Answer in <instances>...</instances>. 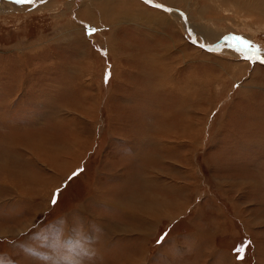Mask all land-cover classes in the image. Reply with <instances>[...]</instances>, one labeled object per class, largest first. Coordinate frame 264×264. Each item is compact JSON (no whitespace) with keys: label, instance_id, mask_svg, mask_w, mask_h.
<instances>
[{"label":"rangeland","instance_id":"1","mask_svg":"<svg viewBox=\"0 0 264 264\" xmlns=\"http://www.w3.org/2000/svg\"><path fill=\"white\" fill-rule=\"evenodd\" d=\"M159 1L0 0V264H264V14Z\"/></svg>","mask_w":264,"mask_h":264},{"label":"bare ground","instance_id":"2","mask_svg":"<svg viewBox=\"0 0 264 264\" xmlns=\"http://www.w3.org/2000/svg\"><path fill=\"white\" fill-rule=\"evenodd\" d=\"M108 1V0H107ZM144 2H146V0H143ZM161 1V0H160ZM159 1V2H160ZM180 2V4H181V6H182V3H183V0H164V1H162L161 3H160V5H163V7L164 8H161L158 12L160 13V14H158L157 13V15H164L165 17H166V15H165V13L168 15V17H171L170 15H175V14H177V15H180L181 17H182V13L180 12V11H178V10H176L175 8H173V7H171V6H174V7H176L175 5H179L178 3ZM236 2L238 3V5H240V6H242V7H244L245 6V8H247V9H249V10H252L253 12H257V13H260V14H264V0H236ZM149 4V3H148ZM151 4H154V2L153 3H151ZM155 5H157V4H155ZM186 4H184L183 6H185ZM167 7V9L165 10V8ZM109 8V7H108ZM178 8V7H177ZM162 9L164 10V11H162ZM178 9H180L181 10V8H178ZM170 10V11H169ZM126 11V10H125ZM130 11V10H129ZM165 11H169V12H165ZM182 11V10H181ZM104 12V11H103ZM153 12V11H152ZM131 13V12H130ZM128 14V15H130L131 17H136L135 16V14H137L136 12H134V13H131V14ZM142 13V12H141ZM146 16H147V13L145 14ZM149 15V14H148ZM172 15V16H173ZM146 16H144V17H140L141 19H145V17ZM155 16V15H154ZM154 16H153V20H151L152 22L154 21V23H155V20H157L159 23L161 22V20H162V17H156L155 16V18H154ZM137 17H139V16H137ZM151 16L149 15V18H150ZM149 18H147V20L149 21ZM174 18V17H173ZM139 20V19H138ZM186 25L188 24V16H186ZM190 20H192V19H190ZM184 23V24H185ZM200 46H202V45H200ZM251 55V54H250ZM260 57V56H259ZM145 59H149V60H151V59H153V57L152 58H145ZM148 60V61H149ZM147 64H150V62H148ZM163 143V142H162ZM157 144V143H156ZM160 145V144H159ZM164 146H166V145H164ZM133 199H135V198H133ZM133 199H131L132 201L130 202L129 201V203H133L134 205H136L137 204V200H133ZM120 205H122V204H120ZM119 205V206H120ZM124 205H125V207L127 206L126 205V203L124 202ZM121 210H122V212L124 211V209L123 208H121V207H119ZM127 209V208H126ZM124 214H125V212H123ZM126 215V214H125ZM128 218H129V216L128 215H126ZM115 228V227H114ZM123 227L122 226H120V225H117V229H118V231H120L121 233H123V234H125V232H127L128 230H125V227H124V229H122ZM113 231H114V229H113ZM129 232V231H128ZM116 234V233H115ZM142 257V256H141ZM113 261V260H112ZM114 262V261H113ZM126 262V261H125Z\"/></svg>","mask_w":264,"mask_h":264},{"label":"crops","instance_id":"3","mask_svg":"<svg viewBox=\"0 0 264 264\" xmlns=\"http://www.w3.org/2000/svg\"><path fill=\"white\" fill-rule=\"evenodd\" d=\"M127 17H129V16H124L123 13H121V14L117 13L115 16H113V14H112V16H110V18L107 20V24H106L108 26V28H106V29L108 31H111V35L113 37H121L119 40L121 43L124 42V39H123L124 35L127 36L129 34L128 30L131 29V25L127 24V22H126ZM257 98L258 97H255L254 99L252 98V100L256 102L255 105L258 106L256 108H261L262 104L264 103V99L261 102L260 100L257 101L256 100ZM249 106L252 107L251 103H249ZM234 112L237 113V111L235 109H234ZM248 131H254V130H252V127H251L248 129Z\"/></svg>","mask_w":264,"mask_h":264},{"label":"snow or ice","instance_id":"4","mask_svg":"<svg viewBox=\"0 0 264 264\" xmlns=\"http://www.w3.org/2000/svg\"><path fill=\"white\" fill-rule=\"evenodd\" d=\"M17 2L23 3V2H25V0H17ZM29 2H32V0H29ZM146 2L149 3V4H151L152 3V0H146ZM156 6L159 7V8H162L163 7V5H159V4L156 5ZM96 31H97V29H95V28H92L91 29V33H95ZM256 59L257 60H260L261 58L258 56V57H256ZM58 193H59V190H57L56 192L53 193L52 201H51L53 203V205H55V203L58 202Z\"/></svg>","mask_w":264,"mask_h":264},{"label":"water","instance_id":"5","mask_svg":"<svg viewBox=\"0 0 264 264\" xmlns=\"http://www.w3.org/2000/svg\"><path fill=\"white\" fill-rule=\"evenodd\" d=\"M152 3H153V2H152ZM227 37H237V38L242 39V40L245 39V37H243L242 35H239V34H230V35H227V36H223L222 39L227 38ZM245 40H246V39H245ZM245 40H244V41H245ZM246 43H247V42H246ZM208 47H210V48H215V46H211V45H209ZM247 50H248V53H250L251 55H256L254 52H252V49H250L248 43H247ZM257 56H258V55H257Z\"/></svg>","mask_w":264,"mask_h":264}]
</instances>
